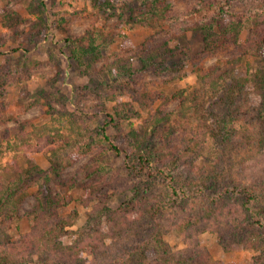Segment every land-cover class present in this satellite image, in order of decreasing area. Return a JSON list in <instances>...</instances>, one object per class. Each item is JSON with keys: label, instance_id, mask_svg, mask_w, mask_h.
<instances>
[{"label": "rangeland", "instance_id": "obj_1", "mask_svg": "<svg viewBox=\"0 0 264 264\" xmlns=\"http://www.w3.org/2000/svg\"><path fill=\"white\" fill-rule=\"evenodd\" d=\"M222 1L157 0L163 13L152 15L154 0H0V191L20 189L10 203L19 204L16 215L0 218V264L18 238L30 264L58 260L48 229L56 220L68 224L67 264H110L153 226L174 254L196 242L212 262L264 264V227L255 231L252 223L241 241L220 239L241 218L240 186L264 182V123L255 109L262 90L254 76L264 67V46L254 43L264 35V10L255 9L264 0H229L242 27L232 44L205 52L190 26L213 18ZM86 44L97 48L84 56L91 63L81 56ZM152 47L160 55L144 65ZM165 48L172 51L166 58ZM116 61L131 73L110 71ZM231 79L244 87L228 93ZM242 101L247 110L238 112L234 102ZM119 102L132 112L115 115ZM223 120L220 134L214 128ZM144 136L156 138L161 152L140 168ZM224 181L237 191L211 203ZM40 206L47 207L42 216Z\"/></svg>", "mask_w": 264, "mask_h": 264}, {"label": "trees", "instance_id": "obj_2", "mask_svg": "<svg viewBox=\"0 0 264 264\" xmlns=\"http://www.w3.org/2000/svg\"><path fill=\"white\" fill-rule=\"evenodd\" d=\"M228 1L229 0H223L222 2L218 4L216 14L214 15L213 18L196 22L190 26V29L192 31L201 32L202 50L205 52H211L217 47L224 46V44L226 43L232 44L240 28L242 27L243 18L236 17L234 13L228 9L229 7L227 5ZM158 6L159 5L157 4V0H154L153 6L151 8L153 11V13L151 12L152 15L157 14V12L159 11L160 13H163V9L159 8ZM255 9L257 11H262V9L264 10V5H262V8L257 7ZM254 43L259 44L260 46H264V35H262L257 40H254ZM81 48H82L81 56L83 59H86V57H84L85 55L86 56L91 55L93 53L92 52L93 50H97L96 47L95 48L91 47L90 44H86V46H82ZM153 49L155 48L152 47L148 49V51L146 52L145 58H143L144 65H148L150 63V60H154L155 57L160 55V54H157ZM165 49H166L165 51H168V52L164 55V58H166L167 54L169 56L172 52L170 49L168 50V48H165ZM87 61L91 63V61L93 60L91 58V60H87ZM111 64H113L112 66L117 67V69L116 68L113 69L114 67H112ZM111 64H110V69H111L110 71H112L115 74L119 73V75L124 76L125 74L126 76H128V74L131 73L130 65H127L123 61L121 62L116 61ZM164 67H166V65H164ZM222 73H227V72L224 71ZM254 76L257 78L256 84H258L260 86V89L262 90V94H261L262 101L259 103V105L255 109L258 110L257 120L259 119L263 124L264 123V67L261 70H259V72H257ZM230 81H231V84L228 83V86H229L228 93H229V90H233L234 87H238L241 89L244 87V84H241L240 82L241 79H236L234 82L231 79ZM234 103L236 105L234 107L237 109L238 112H240L242 108L247 110V107L243 105L245 103L244 101H242V104L240 102H238L237 104L236 102ZM118 104L122 105V107L118 108L119 106L118 105L116 108H114L113 111L115 115L125 116L131 113L133 110L132 106L128 102H119ZM225 105L227 109V107L230 105L229 97H228V100L225 101ZM253 108L254 107H250V109H253ZM165 117L166 116H161L159 117V119H164ZM223 121L224 122L220 124L217 123V125L214 128L220 134H224L226 132V127H225L226 120H223ZM158 122H159L158 118H155L153 121V124H156ZM261 129L263 131L264 126H262ZM101 130H102V138L109 141V137L104 133L105 129L101 128ZM155 131H156V125L153 126V130L151 133L153 134ZM250 133L251 134L255 133V131L253 132V128H251ZM141 138L142 139L138 142V146H137L138 154L136 155H137V162L139 164V167L145 168L147 167L148 163H151L152 165L156 163L157 160L155 159V157H158L159 154L157 153L161 152V146L159 145L156 138L151 139V140L146 136L141 137ZM108 145L115 152H118L117 146H115L111 142H108ZM88 149L89 148L87 146L85 148H82L81 153H86ZM165 169H166V166H160L157 171L160 174H162L164 177L168 176V177H171L172 179L173 176H171L170 174H166L164 172ZM19 179H20V176H18L17 179L13 181V185H16ZM233 184H236V183H232L230 187L228 183H226L225 181L220 182V186L216 187L213 192V195H211L212 196L211 203H215L216 201H219L220 199H223V198H229L231 192L237 191L235 185ZM169 185L171 188V193L175 195L177 198H179L180 195L178 194V191L175 189L176 187L173 186L171 182H169ZM217 185L219 184L217 183ZM198 187H199L198 190L203 191L201 189L202 184H198ZM240 187L241 188L238 189L239 190L238 192H242L246 194V199L242 201L241 204H238L239 206L238 209L241 213V218L239 219V221H237V224L236 222H234V225L227 230L226 234L223 237L220 235L221 241H226V240L232 241V239L241 241L240 239H242L241 238L242 233L243 235H246L244 231H246L247 227L254 226L255 223H256L254 227L255 231H259L260 229L263 230V227H264V223H263L264 221V182L262 183L260 182L252 186V188H248L247 186H242V185ZM132 189L139 190L137 186ZM19 191L20 189L18 190V186H14V188L9 186L5 188L3 191H0V218H11L12 216L16 215L17 213L16 210L19 204H10V203L11 201H13V196H15ZM134 199L135 197H133L130 201L128 200L125 204L117 207L116 213L122 212L128 206V204H130ZM38 208H39V205H38ZM40 209L41 211H39V216L44 215L45 211L47 212V207L43 208L42 206H40ZM209 209H213V208H209ZM215 209L216 208H214L213 211H215ZM54 212H52L51 214L53 217L55 215ZM150 213L154 214L155 209L152 208ZM254 219H256L257 222H254ZM131 220H134V219H130V221ZM56 221L58 224L56 223L54 226L51 225V227L48 228L49 230H53L56 235L54 236V238H52L53 242H52V246L50 247V249L57 252L60 258L58 260H56V258H53L51 264H67L63 260V255H64L63 253L67 249L66 247L64 248V246H62L61 242H62V237L66 236L68 233L67 230H64V227H66L68 224L59 223L60 222L59 220H56ZM252 223L254 225H252ZM236 229L239 231H235ZM41 231L44 234L45 233L47 234L48 232L47 229L44 230V226L41 227ZM19 243H21L20 238L13 240L11 242H8L7 247L10 251L12 250L14 252L13 254L14 256L11 255L10 258H6V259L4 258L5 263L7 264H13V263L30 264V259L28 258L24 259V257H22V255L26 253L27 249L24 248V250L21 249V251H19V248H18L20 246ZM254 243H257V242H254ZM259 243L261 244L262 247L255 244L256 246L261 247L260 252L258 254V259L264 262V241H259ZM197 247L198 246L196 242H193V243L190 242L188 243V247L185 251L179 254H174L173 252H171L168 244L162 239L161 232L156 230L153 226V228L147 229L145 234H143V236H141L135 244L131 245L130 247H124L122 250L118 252V254H115V256L112 257L113 260L110 264H221L219 262H212L211 258L206 254V252H204L201 248H197ZM194 248L196 249L194 250ZM21 252H24V253H21ZM148 252H151V256L149 257L147 256ZM71 258H72V252L69 255V261H72ZM39 263L41 264L42 262L37 261L34 264H39Z\"/></svg>", "mask_w": 264, "mask_h": 264}]
</instances>
